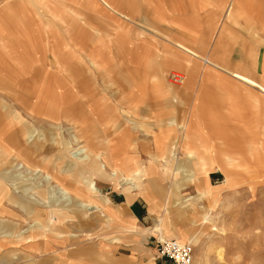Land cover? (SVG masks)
<instances>
[{"label":"rangeland","instance_id":"374dc122","mask_svg":"<svg viewBox=\"0 0 264 264\" xmlns=\"http://www.w3.org/2000/svg\"><path fill=\"white\" fill-rule=\"evenodd\" d=\"M93 1L97 2V7L71 6L68 4L69 7L66 8L58 0H51L50 9L47 10L46 8L45 11L44 7L32 0H0V82L7 80L13 82L25 81L26 83H21L19 86L14 85L15 90L20 89L19 92H24L25 89H28L27 83H43L47 80L48 83L54 85L53 87L57 91L74 89L75 91L72 92L77 99L82 98L87 92L89 93L88 96L94 94L98 102L103 99H109L108 104L110 103L112 106L111 109L115 116L126 123L131 122L130 124L134 125L132 129L135 131L138 129L137 126L140 127L139 137L144 149L140 150L139 157L135 156V159L139 158L142 160L144 163L143 168L147 170V175L149 176L141 179L142 184H147L148 186L136 191L143 193L149 190L150 194L147 195L148 197L143 194H137L128 203L125 192V186L127 185L120 181L113 183L106 179H98L96 181V186L102 197L100 200L95 198L88 188L87 196L83 198L78 188L70 189L72 197L78 202L93 201L102 207L104 205L103 200H105L103 198H108L110 203L108 201L105 204H111L115 207L118 216H115L108 208L88 209L87 229L81 228L92 233L93 238L88 234L86 236L87 239L82 242L68 243L67 238L58 236V233L75 231L79 234L78 230L73 229L77 223V218H79L80 211L87 209L72 205L66 211L70 214H57V221L50 213L38 214L36 217L42 220L41 222L45 226V228L37 231L39 236L54 235L57 248L53 246V249L44 251L41 247L30 246L28 242L10 244L7 246L10 248L9 250L16 249V252L10 253L9 251L4 256V252L1 250L0 264H172L158 255L156 245L158 240L162 238H176L173 236L175 234H183L185 238L179 235V238L176 239L193 245L194 254L191 264H264V136L251 133L246 135L247 140L242 146L247 147V149L215 150L220 153L218 159L213 162L215 166L213 165L214 167L207 173L201 174L202 159L199 160L198 156H188L189 150H181L180 148L171 150L169 148L171 146L173 148L175 146L180 147V143H184L185 146L194 143L195 134L192 132V126L183 129V133L181 126L176 123L174 125L165 124L161 126V120L169 121L172 115L176 116L177 120L179 119L178 122L188 117L192 100L194 99L191 89L178 93L177 107L180 105V108H176V105L169 106L172 105L173 94L168 91L154 92L158 97L153 98L151 101L149 96L154 89H151L149 81L152 77L146 81L149 93H146L143 102H130L120 93L119 89H122L123 84L119 74L113 75L109 81L100 79L97 82L90 81L91 83L88 82L84 86H75L74 82L67 76L66 69L74 67L87 68L86 55L74 54V51H85V49L80 48L75 43L82 39L84 40L88 35L89 37L92 35L94 37L95 35L92 31L88 33L85 30H79L80 21L86 24L87 20L96 22L99 15H114V12L105 7L100 1ZM67 9L72 14L69 21L72 23L73 30L71 35H68L64 41V35H67L64 33V26H69L70 24L55 22L54 15L64 14ZM155 9L156 11H154ZM115 10H118V8H115ZM134 10L138 12L137 16L139 18L130 13H123L126 18H129L125 19L127 25L131 26L129 33H133L134 30L136 32L135 28H142L137 32V35L142 37L148 35L149 37L152 36L156 41H164L167 38V27H171L174 24L171 21L172 15H178L180 21L191 27L193 32V35H191V33L184 31V40L195 48V0H183L182 6L178 4V6L151 8V12L153 11L151 15H145V8L143 7L134 8ZM137 18H145L147 21L140 22ZM215 19L212 16L209 22L201 21L199 24L196 20L199 29L196 35L199 34L200 38L202 34L205 37L207 34V37L209 35L212 40L220 25ZM108 31L111 35L113 34L110 30ZM107 36V39L111 37ZM53 37L62 42L68 41L70 45L56 44L55 47H52L50 42ZM68 50L72 52L71 56L55 53V51L66 52ZM201 56L202 58H207L204 54ZM64 57H66L67 61H62ZM81 57H84V59H81ZM130 57L131 55L127 54H109L108 62L105 65L112 67V70L115 69L118 72L123 70L124 67L132 65ZM20 70L27 73H24V75L19 74ZM172 71L184 73L185 79L181 83L182 86L190 82L189 73L184 64L170 63L168 65L166 71L167 82L171 79L170 72ZM7 91L0 89V114L6 110L8 103V106L13 107V115L14 110H19L24 119L31 121L32 130H34V140L31 142L27 141L26 136L21 133V144L33 147L34 144L31 143L36 141L38 144H44V147H47L55 142L57 146L62 147L67 140L64 135L67 132H71L72 140L73 131H78L82 140L80 146H87L90 141H93L94 143H91V145H93L94 151L100 154L103 153L104 150H101V144L96 143V138L99 136L81 134L83 132L78 128L79 124L77 121H72V127L76 126L73 130L67 122L64 123L62 132L59 131L53 135V132L50 133L45 130L46 127H52L46 122L45 118H37L25 113L20 100L15 99ZM15 92L13 90L11 93L15 94ZM156 99L158 101L154 102L153 100ZM179 99L181 102H179ZM135 103L139 104L138 108L135 107ZM141 110L144 112H140ZM173 110L174 112L172 113ZM97 111L103 114L99 119L107 118L105 108ZM90 115L88 114L87 118L91 119ZM0 116V127L2 128V124L4 126L12 125L9 122L13 123V127L22 125L21 119H17L15 116L13 119L9 114ZM94 117L96 118V114H94ZM100 126L94 128L98 135H102V132H104ZM115 129V126L110 127L109 141H111L112 134H115ZM154 144L158 146V149H155ZM260 148L263 149L261 150ZM77 151L84 152L82 146L77 147ZM9 152L5 143L0 141V160L10 158ZM221 152H226L230 157L235 158V161L239 162L240 160L242 164H230L228 155L224 156ZM46 153L55 154V159L60 158L58 151ZM192 153L196 155L195 153L197 152L194 151ZM200 153V155H203L204 153H209V151ZM256 154L261 155L262 160L260 162H256ZM12 156L15 158L14 153ZM173 157L177 158L175 164H168L167 162ZM17 160L22 162L21 159ZM205 161L207 162V160ZM66 162L63 158L59 161L58 171L60 173L66 170ZM243 163L246 165H243ZM134 167L135 163L132 168ZM103 168L108 173L113 171L111 166L104 165ZM33 169V167L28 169L20 163L16 168L8 170V174L5 176L6 181L13 183L18 179H22L18 181H21L20 184H23L24 187L33 186V182L39 181V177L45 174V171L36 172ZM136 169H141V167ZM227 172H229L232 180L228 185L226 184V186L222 187ZM49 173L52 172L49 171ZM72 175H76L79 180L78 171L77 174L73 172ZM203 176L208 179L212 187L218 189V193H215L213 198L209 199V202L206 201L208 205L207 211L211 213L212 227L210 224L200 225L199 221H197L199 215L195 211L200 194L197 183L203 180ZM34 191L44 196L45 201L55 199L53 192L48 189L47 183L43 181L39 182L38 188L35 187L32 192ZM18 194L22 196L23 191ZM37 196L39 197L38 194ZM182 198L187 201L179 205L177 202L182 200ZM8 200L15 201L12 197ZM0 201L3 200L0 199ZM43 204L46 203L44 202ZM46 205L48 206V204ZM52 207L56 208L58 206ZM64 208L66 209V207ZM15 209L17 210V205H15ZM55 210L58 211L57 208ZM22 212L21 210L19 213L21 214ZM22 216L19 232L24 235L30 227L32 219L27 218L25 214ZM6 219L12 220L11 217ZM157 219L161 220L160 229L162 228L163 232L166 231L161 235V238L160 234L154 231ZM131 221L135 225L132 229L128 230L123 227L124 225L122 227L120 225ZM9 229L0 227V232L9 231ZM200 232H203L202 235ZM196 235L202 237L200 242H192V240H195ZM78 240H80V235ZM218 246L222 247L223 250L222 259L218 260L213 251L204 260L203 255L208 253L209 249ZM55 251L57 252L55 253Z\"/></svg>","mask_w":264,"mask_h":264},{"label":"crops","instance_id":"0c3cea01","mask_svg":"<svg viewBox=\"0 0 264 264\" xmlns=\"http://www.w3.org/2000/svg\"><path fill=\"white\" fill-rule=\"evenodd\" d=\"M32 1L44 7L45 11L46 8L47 10L50 9L52 5L51 0ZM98 1L112 10L114 15H99L96 22L87 20L85 22L87 26L80 21L81 25L79 26V30H85L88 33L92 31L95 35L94 37L93 35L91 37L88 35L84 40L82 39L78 41V43H75L79 45L80 48H84L85 51H74V54L86 55L85 61H87V68L74 67L66 69L67 76L74 82L75 86H84L88 82L91 83L90 81L97 82L100 79L102 81H109L113 75L119 74L123 84L122 89H119L120 93L130 102H143L146 93H149L146 81L152 77L149 81V83H151V89H154L149 96L151 101L153 98L158 97L154 92L168 91L173 94L172 105L169 106L172 107L176 105V108H180V105L177 107L178 93L180 94V92L184 90L191 89L194 99L192 100L188 117L178 122L179 119L177 120V117L172 115L169 121L162 119L161 126L165 124L174 125V123H176L181 126L182 133L183 129L192 126V132L195 134L194 143L187 144L188 146H185L184 143H180V147L175 146V148H173V146H171L169 148L171 150L177 148L189 150L190 153H188V156H198L199 160L202 159L201 164L206 163L209 167L208 171L215 166L213 162L220 156V153L215 150L231 151L247 149V147L242 146L247 140L246 135L251 133L264 136V0H195V48L184 40V31L191 33V35H193V32L191 31V27L180 21L178 15H172L171 17V21L174 24L171 27H167V32L169 33L166 35L167 38L164 41H156L152 36L149 37L147 35L142 37L137 35V32L142 28H135L136 32L134 30L133 33H129L131 26L127 25L125 19L128 17L126 18L123 14L130 13L131 15L137 16L138 12L135 11L134 8L143 7L145 8L144 14L151 15L153 12H151V8L178 6V4L182 6L183 0ZM58 2H61L66 8L69 7L68 4L71 6H98L97 2L95 3L93 0H58ZM115 8H118V10H115ZM154 11H156V9ZM71 15L69 9L64 11V14L54 15L55 22L70 24L69 26H64V33L67 34L64 35V41L68 35H71L73 30L72 23L69 21ZM212 16L216 18L215 20L220 24L215 32L214 38L211 40V37L209 38V35L207 37V34L206 37L202 34L199 38V34L196 35L197 31L199 32L197 23L199 24L201 21L209 22ZM138 20L140 22L147 21L145 18ZM108 30L113 34L111 35ZM107 35L111 37L107 39ZM203 37L207 38V40H205V38L201 40ZM50 43L52 47H55L56 44H63L64 46L70 45V42H62L59 39H55V37L51 39ZM55 53L71 56L72 52L68 50L66 52L55 51ZM109 54L131 55L130 63L132 65L126 66L123 70H119L118 72L115 69L112 70V67H107L105 65V63L108 62ZM202 54L206 55L207 58H202ZM81 59H84V57H81ZM62 61H67L66 57H64ZM170 63L184 64L188 70L190 82L183 86L182 84L176 85L172 80H169L172 84L169 81L167 82L166 71ZM20 71L19 74L22 75L27 73L26 71ZM175 72L184 75V73L180 71H172L170 74ZM21 83L26 82H13L7 80L5 82H0V89L8 90L10 92L7 91L9 94L15 99L20 100L25 113L37 118H45L46 122L52 125V127H46L45 130L50 133L53 132V135L56 132L63 131L64 123L68 122V124L71 125L70 127H72V121H77L79 124L78 128L83 132L81 134L86 136H99L96 138V143H100L101 150H104L103 153H98L101 166H111L112 172L116 173L113 175V178H109L104 170H100L94 165L92 160L88 162L83 156H74V150L77 151V145L82 141L78 131H73L72 140L71 132H67V134L64 135L67 140L63 143L62 147L57 146L55 142L47 147H44V144H38L36 141L35 143H31L34 144L33 147L21 144V133L23 136H26L27 141L31 142L34 140V130H32L31 121L24 119L19 110H14L13 115V107L8 106L7 103L6 110L1 113L5 116L9 114L12 119L14 116L17 119H21L20 122H22V125L13 127V123L9 122L12 125L9 126L8 124L4 126V124H2L3 128L0 127V141L5 143L10 151V158H3L4 160H0V199L3 200L0 201V227L10 228L9 231H6V229L0 232V251L2 250V252H4V256L7 255L9 251L10 253L16 252V249L9 250L10 248L7 246L21 242H28L30 246L41 247L44 251L53 249V246L57 248L54 235L50 236V234H47L46 237L39 236L37 231L45 228V226L40 227L37 224L39 218H37L36 215L50 213L57 221V214L68 213L66 211L71 208L72 205L87 209L80 211L79 218H77V223L73 229L78 230L79 234L75 231H69L62 234L58 233V236L66 237L68 243L82 242L87 239L86 236L88 234L93 238V234L85 230L87 229L88 209L97 210L108 208L115 216H118L117 209L111 204H105V202L108 201L110 203V200L106 197L103 198L105 200L101 199L104 201L102 207L93 201H90L91 205L88 206L89 201H76L69 190L78 188L83 198L87 196L88 188V190L94 194L93 196L100 200L102 197L99 195L100 192L96 186V181L98 179H106L113 183H117L118 181L130 182V179L127 181L124 179H126L127 176H131L132 171L136 168L144 166L142 160L139 158L135 159V156L139 157L140 150L144 149L139 137L141 132L140 127L137 126L138 129L135 131L132 129L134 125L130 124L131 122L126 123L115 116L111 109L112 106L110 103L108 104L109 99H103L101 102H98L96 96H94V94L88 96V92L86 95H83L82 98L77 99L72 92L75 91L74 89L57 91V89L53 87L54 85L48 83L47 80L43 83H27L28 85L26 86L28 89H25L24 92H19L20 89L15 90L14 85L19 86ZM13 90L16 91L15 94L11 93ZM153 101L157 102L158 100L156 99ZM179 102H181L180 99ZM135 107L138 108L139 104L135 103ZM102 108H105L107 118L101 120L99 118L103 116V114L99 113L97 110ZM140 112L143 113L144 111L141 110ZM173 112L174 110L172 113ZM17 113L18 115H16ZM88 114H91V119L87 118ZM94 114H96V118ZM129 120L131 121V119ZM99 125H101L100 128L104 131L102 135H98L97 131L94 130V128L99 127ZM113 126L116 128V132L114 135L112 134L111 141H109V129ZM74 127L76 126L74 125ZM74 127H72V130ZM91 142L93 141H90L88 145L94 150ZM154 146L155 149H158L157 145L154 144ZM260 149L262 150L263 148ZM54 151L59 152V159H55V154L52 153ZM194 151L198 154L195 153L196 155H193L192 152ZM207 151H209V153L200 155V152ZM46 152L52 154H47ZM13 153L15 158L12 156ZM221 153L224 154V156L228 155L226 152ZM228 157L230 164L241 163L240 160L238 162L235 161V158L229 155ZM61 158L65 159L67 162L65 163L66 170L60 173L58 169ZM255 158L257 160L256 162L262 160L259 154H256ZM17 159H21L22 162H19ZM204 159L207 160V162ZM175 161H177V158L173 157L169 161L170 163H167L173 165ZM20 163L25 165L28 169H32L33 167V171L36 172L45 171V174L39 177V181L33 182V186L24 187L23 184H20L21 181H18L22 179L14 181L15 183L7 182L5 176H7L8 170L16 168ZM134 163L135 167L132 168ZM243 165L246 164L243 163ZM49 171L54 175L49 173ZM77 171L80 175L79 180L76 175H72L73 172L77 174ZM201 174L205 173L201 172ZM231 180L230 174L227 172L222 187L226 186V184L228 185ZM41 181L47 183L48 189L53 192L55 199L45 201V197L39 192H32L35 187L38 188L39 182ZM201 183H204L206 193L203 199L201 194H199L197 207L195 209L197 214L201 213L202 210H207L208 205L206 201L209 202V199H212L215 193H218V189L212 187L208 179L204 178V176L203 180L197 183V188L200 193L202 190ZM91 186L93 188H91ZM62 188L69 192L68 194L71 200H69L70 198H68L69 201L62 200V195L60 193ZM21 191H23L22 196L18 194ZM125 192L127 194L128 203H130L137 194H143L145 196L150 194L149 190L138 193L136 190L128 192L126 188ZM10 197L15 201L8 200ZM186 201V199L184 200L182 198V200H178L177 203L182 205L186 203ZM44 202L48 204V206L43 204ZM15 205H17V210L19 212L21 210L23 211L21 214L15 209ZM52 206H58L56 207L58 211ZM64 207H66V209ZM23 214H25L27 218H31L32 222L30 227L26 230V233L21 235L19 232V225H21ZM7 217H11L12 220L6 219ZM158 221L161 222L160 219L156 220L154 231L159 233L161 238V235L166 231L163 232L164 230H162V228L160 230L157 229ZM120 225L121 227L124 225L123 227H126L128 230L135 227L133 221ZM210 225L212 227V220ZM200 233L202 235L203 232ZM79 235L80 240H78ZM179 235L185 238L183 234ZM179 235L175 234L173 236L179 238ZM201 239L202 237H199V242ZM56 252L57 251H55V253Z\"/></svg>","mask_w":264,"mask_h":264},{"label":"bare ground","instance_id":"6f19581e","mask_svg":"<svg viewBox=\"0 0 264 264\" xmlns=\"http://www.w3.org/2000/svg\"><path fill=\"white\" fill-rule=\"evenodd\" d=\"M177 73H179V72H177ZM173 83H175L176 85H180L181 84V82H176L174 80H173ZM91 143H94V142H91ZM81 146H82V150H84V152H82V151L81 152H78V151H75L73 149L74 150V152H73L74 156H76V155L83 156V158H85L88 162H89V160H92L94 162V165H96L100 170H104V168L101 166V163H100L101 160L99 161V159H98V158H100V156L98 155V153H96L89 145H87V146L81 145ZM81 146H80V144L77 145V147H81ZM201 165H202L201 166L202 173H207L209 167L206 165V163H202ZM104 172L108 175L109 178H113V175L116 173V172H110V173H108L106 170H104ZM147 173H148L147 170H145L143 167H141V169H135L134 171H132L131 176H128L126 179L123 178L126 181L130 179V182H123V183H125L127 185V186H125L126 190L128 192L134 191V190H138L139 191L141 188H143L145 186H148L147 184L146 185L145 184H142V181H141V179L145 178L146 176H149V175H147ZM201 187H202V190H201V193L200 194H201L202 199H203L204 198V194L206 193L205 188H204V183H201ZM91 188H93V187L91 186ZM60 193L62 195V200L66 201V200H68V198H70L69 200H71V197H69V194H68L69 192L67 190H65L64 188H62V191ZM89 205H91V202L90 201L88 202V206ZM198 215H199V218H198L197 221H199V224L200 225L201 224H204V225L205 224L206 225H209L210 224L212 218L210 216L209 211L202 210L201 213H198ZM41 221L42 220H37V224L40 227H43V224H42ZM160 223H161L160 221L157 222V226H158L157 228L159 230H160ZM70 234H72V233H70ZM162 239H164V238H162ZM177 240H179V239H177ZM179 241H181V240H179ZM193 241L194 240H192V242ZM198 241H199V236L196 235L195 236V243L198 242ZM181 242H183V241H181ZM213 251H214V254H216V258H218V260H221L222 259V257H223L222 252H223V250H222V247L218 246V247H213V249H209L208 250V253H206V254L203 255L204 256V260H206V258L209 257Z\"/></svg>","mask_w":264,"mask_h":264},{"label":"built area","instance_id":"2783aa9c","mask_svg":"<svg viewBox=\"0 0 264 264\" xmlns=\"http://www.w3.org/2000/svg\"><path fill=\"white\" fill-rule=\"evenodd\" d=\"M170 78L176 82H183L185 79L181 73H171ZM156 250L160 257L172 264H191L193 261V245L189 242H181L176 238L158 240Z\"/></svg>","mask_w":264,"mask_h":264}]
</instances>
